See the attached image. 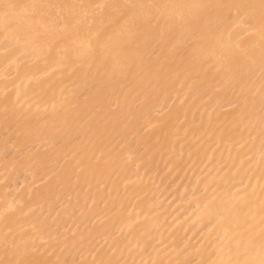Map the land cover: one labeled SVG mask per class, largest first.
<instances>
[{
    "label": "bare ground",
    "instance_id": "obj_1",
    "mask_svg": "<svg viewBox=\"0 0 264 264\" xmlns=\"http://www.w3.org/2000/svg\"><path fill=\"white\" fill-rule=\"evenodd\" d=\"M0 264H264V0H0Z\"/></svg>",
    "mask_w": 264,
    "mask_h": 264
}]
</instances>
